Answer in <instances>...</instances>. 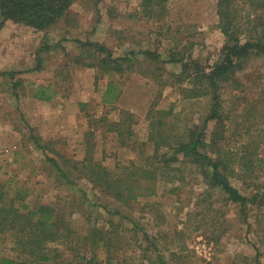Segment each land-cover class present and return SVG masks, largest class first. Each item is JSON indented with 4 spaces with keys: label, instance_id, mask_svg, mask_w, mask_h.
<instances>
[{
    "label": "rangeland",
    "instance_id": "obj_1",
    "mask_svg": "<svg viewBox=\"0 0 264 264\" xmlns=\"http://www.w3.org/2000/svg\"><path fill=\"white\" fill-rule=\"evenodd\" d=\"M143 2L76 0L50 30L13 21L0 30V72L13 73L0 75V191L22 192L32 208L54 202L71 222L73 233L64 239L71 249L52 244L54 260L42 264H64L91 250L83 239L94 227L110 243L98 250L104 264H264V56L251 57L238 72L237 89L222 91L223 145L233 153V169L244 167L247 144L254 153L246 182L232 177L249 199L243 208L212 188L198 165L178 161L169 167L165 158L174 150H158L165 136H187L210 116L212 97L184 98L178 78L183 63L163 60L177 54L213 69L233 42L220 28L218 0H156L147 10ZM233 10L238 25L232 31L243 41L252 28L248 10L241 0H234ZM255 25L256 36L264 32V15ZM145 50L160 58L139 54ZM131 53L138 59L121 73L102 66L108 56ZM111 81L122 97L105 105ZM123 112L130 115L119 136L109 126L124 121ZM155 116L160 131L151 138ZM215 124L207 127L208 140ZM38 139L72 160L89 152L114 173L134 165L152 170L154 178H141L148 189L128 207L89 180L65 181L46 162L53 151L45 153ZM16 244L11 234L0 236V264H40Z\"/></svg>",
    "mask_w": 264,
    "mask_h": 264
},
{
    "label": "trees",
    "instance_id": "obj_2",
    "mask_svg": "<svg viewBox=\"0 0 264 264\" xmlns=\"http://www.w3.org/2000/svg\"><path fill=\"white\" fill-rule=\"evenodd\" d=\"M155 1L144 0V8L146 10L152 9ZM75 2L76 0H0V16L2 18L0 20V30L8 21L20 23L40 31L50 30L67 16L68 11ZM233 2L234 0H218L220 28L233 42L225 46L221 60L214 65L211 71L208 72L196 60L185 61L186 57H178L177 54H171L169 60H163V63H183L184 67L178 78L184 98L192 100L211 96L212 111L203 126L189 128L187 136L174 135L162 138V141H159L158 150L162 145L168 147L169 150H174L172 156L165 158V162L169 167L173 162L178 161H181L182 164L192 163L198 165L212 188L220 189L231 203L244 208L249 199L233 184L232 177L238 175L239 179L246 182V171H249L247 168H249V164L253 163L249 158L254 153L248 149L251 144H247L243 150L245 155L242 157L245 159L243 162L244 167L240 164L241 169H237L238 171L233 169L232 164L236 163L233 162V153L225 151L223 145L226 139V124L223 108L224 94L222 91L227 89L228 86L237 89L241 85L238 72L245 68L251 57L264 56V32L256 36L257 32L254 31L259 28L255 24L263 20L264 0H241L248 10L247 21L252 25V28H246L250 33V37L243 41L232 31L233 27L238 25L233 10ZM90 45L92 46V44ZM97 47L104 52L107 51L106 47L98 45ZM139 54L151 58H160L159 54L149 50ZM137 56L138 54L131 53L124 58L113 60L112 57L108 56L107 59L103 60L102 66L121 73L125 64H128L130 68L134 67V63L138 59ZM0 75L12 76L13 73L0 72ZM121 97V87L113 81L109 82L103 97L105 105H115L120 102ZM123 115L124 121L121 118L109 126V130L118 133L119 136L125 135L126 132L123 126L127 124L126 121H128V115L130 114L123 112ZM211 122L216 124L211 140H208L207 127ZM151 127V138H154L155 133L160 131V122L156 121V116L152 117ZM129 134H132L130 129ZM40 139L36 140L37 146L43 149L45 153L48 150L54 153L46 154V162L56 168L65 181L72 180V182H75L74 178L77 177L89 180L107 195L112 196L128 207L132 206L134 201L142 198L145 195L144 191L148 189L140 186L141 178H154L151 175L154 173L152 170L147 168L140 170L134 165L124 166L121 172L114 173L102 161L92 158L89 152L82 161L72 160L60 151L50 148L49 145L41 144ZM259 162H264V156L259 158ZM21 193L15 192L12 196H7L6 193L0 191V236L5 238V236L11 234L18 246L23 249L22 252L25 255L32 257L36 263H48L52 261L53 255L57 251L52 249L51 245L54 243L64 244V239L72 235L71 222L65 219L62 209H57L53 204L54 202L32 208L29 204H25L26 199ZM103 232V229L94 227L91 235L83 239L86 241V245L92 247L91 250L81 252L80 255L75 254L64 264H104L98 250L110 243L104 241L106 237L102 236ZM107 234H110V232ZM64 245L70 248L69 244ZM8 262L12 263V261Z\"/></svg>",
    "mask_w": 264,
    "mask_h": 264
},
{
    "label": "built area",
    "instance_id": "obj_3",
    "mask_svg": "<svg viewBox=\"0 0 264 264\" xmlns=\"http://www.w3.org/2000/svg\"><path fill=\"white\" fill-rule=\"evenodd\" d=\"M201 248L198 246V250H200ZM205 250H206V248H205ZM199 253H203V252H199ZM208 254L210 255L211 253H210V251L208 252Z\"/></svg>",
    "mask_w": 264,
    "mask_h": 264
}]
</instances>
